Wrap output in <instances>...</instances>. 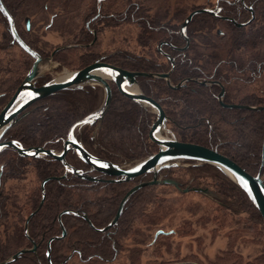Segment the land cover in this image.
Here are the masks:
<instances>
[{
    "label": "trees",
    "instance_id": "1",
    "mask_svg": "<svg viewBox=\"0 0 264 264\" xmlns=\"http://www.w3.org/2000/svg\"><path fill=\"white\" fill-rule=\"evenodd\" d=\"M124 1L126 4L118 9V0H2L19 35L31 48L51 55L57 48L67 47L55 53L59 72L66 68L76 71L105 57L107 63L129 72L167 74L174 62L173 86L191 79L198 82L187 81L184 87L174 90L163 79H138L140 90L164 108L171 134L179 142L216 150L251 175L264 177V111L231 108L264 107V0H244L245 5L242 0H219L217 16L195 15L186 32L189 42L181 34L185 20L214 3L197 6L180 0L172 8L171 0H157L162 1V6L156 0ZM154 9L157 11L153 14ZM56 10L64 15L53 13ZM36 17L46 23L49 31L59 33L61 29L70 41L59 47L45 44L41 33L33 34L25 28V23ZM60 18L64 19L61 28ZM0 21L6 23L1 13ZM232 21L250 23L238 27ZM129 25L136 27L134 39L141 52L131 48L108 54L100 51L99 37L106 30ZM31 64L30 57L10 38H0V94L12 93ZM205 81L219 85L203 86ZM45 83L46 80L41 82ZM112 87L111 108L102 126L78 128L75 136L94 157L129 169L158 152L148 137L157 114ZM223 89L222 105L219 96ZM103 98L104 91L97 86L58 92L21 116L5 139L25 149L60 153L73 126L95 112ZM66 159L83 177L46 157H21L12 148L0 153V263L32 248L34 240L37 251L26 253L12 264H172L179 260H170L174 244L196 235V226L222 225L228 217L236 225L232 231L237 236L242 234L244 240L249 239V230L258 226L264 229L262 215L247 194L221 170L186 161L163 169L159 178L176 180L183 190L209 189L214 196L183 193L168 185L148 186L131 198L116 227L101 232L117 215L126 194L138 184L152 181L154 175L118 183L117 178L86 165L74 151ZM190 194L211 205L191 203L187 207L190 217L180 227H160L175 208L180 210V197ZM64 229L66 236L55 239L62 236ZM198 239L202 241L203 237ZM231 249L218 257L220 261H201L192 253L180 261L222 264L231 257L232 264L243 261L241 253ZM256 262L264 264V252Z\"/></svg>",
    "mask_w": 264,
    "mask_h": 264
},
{
    "label": "water",
    "instance_id": "2",
    "mask_svg": "<svg viewBox=\"0 0 264 264\" xmlns=\"http://www.w3.org/2000/svg\"><path fill=\"white\" fill-rule=\"evenodd\" d=\"M0 13L7 20V30L10 33L14 43H17L27 54H29L35 60L33 67L29 71L22 84L18 87L11 100L0 112V153L7 148H12L21 157H47L52 160L63 163L69 172L78 175L79 177H83L82 174H79L78 171L72 166H70L66 161L67 154L70 151H74L77 156L82 160V162L91 166L98 173L104 174L108 177L118 178V180H116L118 183H128L144 175L153 174L154 178L152 181L142 182L126 194L120 204L117 215L114 217V219L108 226L100 230L101 232H107L112 228L116 227L119 223L120 218L123 215L126 205L131 200V198L137 192L148 186L168 185L177 188L183 193L193 191L204 196H214V193L209 189L194 187L183 190L176 180L159 178V174L163 169L177 167L180 165V162L186 161H193L200 164H210L221 170L236 186H238L247 194L251 202L254 204L255 208L262 215L264 221V177L261 174L257 176L251 175L242 167H240L234 160L222 155L216 150H212L195 144L179 142L171 134V131L168 128V117L160 102H158L152 97L146 96L140 90V87L138 85L139 78L149 77L154 79H163L167 82L170 88L178 90L184 87L187 81L198 82V80H186L177 86H173L171 82V74L175 69L174 62L172 70L167 74H146L129 72L118 68L115 65L103 62H96L80 70L67 73L60 78H56L42 87H37L35 82L41 78H44L47 72L53 67L54 54L50 58H44L24 43V41L20 38L17 32L14 18L11 16L2 0H0ZM201 13L216 15L214 11L208 9L193 12L185 20L184 24L181 27L182 36L186 38L188 42L189 39L186 35L188 26L192 22L195 15ZM253 20L254 14L250 22H252ZM233 23L238 27H244L249 24H238L234 21ZM66 49L67 47L59 48L58 51H63ZM201 84L203 86H212L217 83L205 81ZM112 85L122 96L132 100L133 102L144 108L153 109L157 114V119L152 124L148 132V137L150 141L158 147V152L154 155L149 156L148 158L144 159L143 161L129 169H123L110 162L102 161L94 157L85 149L83 144L80 143L75 136V131L78 128L81 129L86 126L94 125H97L98 128H100L102 126L104 119L108 115L109 110L111 108V103L113 99ZM95 86L102 88L104 91V99L101 106L95 112L87 116L84 120L73 126L65 143L64 149L61 153H56L54 151L45 149H25L17 142L2 141L7 132L14 127L19 116L31 106H33L35 103L45 98L51 97L61 91H77L83 90L86 87ZM224 96L225 90L223 89L222 93L219 96V102L222 105L224 104ZM231 108H242L254 112L264 111V107L231 106ZM168 135H170V137ZM85 179L90 181H96L94 178L85 177ZM43 195L45 197L44 189ZM66 214L77 215L73 212H66ZM84 218H86V216H84ZM27 226L26 234L27 236H29ZM65 236L66 231L64 229L62 236L55 239H63ZM55 239H52L49 242L48 257H50L51 253V244ZM35 251V247L32 250L24 249L16 255L12 256L9 260H6L0 264L15 263L26 253Z\"/></svg>",
    "mask_w": 264,
    "mask_h": 264
},
{
    "label": "rangeland",
    "instance_id": "3",
    "mask_svg": "<svg viewBox=\"0 0 264 264\" xmlns=\"http://www.w3.org/2000/svg\"><path fill=\"white\" fill-rule=\"evenodd\" d=\"M85 3L91 0H83ZM144 1V0H142ZM154 1V0H153ZM188 3H196L197 6H203L206 5L209 0H183ZM215 1V0H211ZM147 2H150V0H147ZM157 2V0H156ZM180 0H171L170 6L174 8L176 4H178ZM160 6H162V1L157 2ZM113 4V2H110V6ZM126 2L124 0H118V9H121L122 6H124ZM150 4V3H149ZM151 10V9H150ZM157 9L152 10V13H156ZM53 13H59L61 17L64 15L61 11L56 10ZM49 20L51 19L50 15L48 16ZM34 19L35 27L38 29V26L41 28V34L43 38V42L48 46L51 47H59L61 45L66 44V42H69L70 39L64 35L62 30L60 29V32H55L47 30V27H45L46 23H40L36 18ZM64 21V19L60 18L59 20V28H61V23ZM40 23V24H39ZM79 23V22H77ZM136 27L135 26H124L117 29H108L106 30L100 37H99V45L101 46V52L102 53H112L114 51H118V49L121 48H128L132 49L135 52H141V49L136 45L135 39H134V33H136ZM5 37V29L4 24L0 21V38ZM77 71V70H76ZM73 72L70 69H65L59 74L55 75L56 78H60L64 76L67 73ZM104 99V98H103ZM9 100V97L3 98L0 100V107L6 106L7 102ZM198 201H202V203H207V201H204L197 197L195 194H190L186 197H180L177 208H180V210L176 209L173 210L171 215H167L164 222L160 227H164V230L169 229H177L184 223V220L186 218L189 219L190 215L187 212V207L189 204H196ZM208 205H211L210 203ZM194 219V218H192ZM222 225L215 226L214 223L209 224L207 226H196V235L191 237H186L182 241H176L174 244L173 254L170 256V260H178L174 261L172 264H191L187 262H181L180 258L185 257L189 254H196L198 255L199 259L205 260V261H220V256H225V252L230 250L237 251L241 253L242 260L238 264H247L249 261H251V264H258L256 262L258 259L261 258V254L264 252V229L262 227H256L253 230H249V239L247 237L245 240L243 239V235L239 234V236L236 235V231L233 232L232 230H236L235 222L233 224L231 218L223 219ZM10 222L13 223V220ZM235 225V227H234ZM217 227V228H216ZM216 231L214 232L213 230ZM182 230V229H181ZM203 237V240L200 241L198 238ZM176 255H179L178 258H176ZM232 258V257H231ZM229 258L226 263L223 262L222 264H232L233 259ZM220 264V263H219Z\"/></svg>",
    "mask_w": 264,
    "mask_h": 264
},
{
    "label": "flooded vegetation",
    "instance_id": "4",
    "mask_svg": "<svg viewBox=\"0 0 264 264\" xmlns=\"http://www.w3.org/2000/svg\"><path fill=\"white\" fill-rule=\"evenodd\" d=\"M103 0H99V3H101ZM209 3H214V6L213 7H210V8H201V9H198V10H205V9H208V10H212V11H214L215 13H216V16L218 15V13H219V11L220 10H217L218 8H220L219 7V4H220V1L219 0H215L214 2L213 1H211V0H209L208 2H207V4H209ZM242 4L243 5H245V3H244V0H242ZM198 10H196V11H198ZM246 10L247 11H249V12H251V13H253V10L251 9V8H249V7H247L246 8ZM192 14V13H191ZM190 14V15H191ZM5 19V18H4ZM6 20V19H5ZM233 22V21H232ZM42 23V22H41ZM16 24V23H15ZM40 24V23H39ZM7 26H8V23H7V20H6V23L4 24V29H5V38L7 39V38H10L11 39V41H12V43L15 45V46H17L18 48H20L23 52H25L17 43H14V41H13V39H12V37H11V35H10V33L8 32V30H7ZM28 26H29V28H28ZM36 25H35V23H34V19H31V20H29V22H27V23H25V28L28 30V31H31L33 34H38V32L40 33L41 32V28H40V26H38V29H36V27H35ZM17 28V27H16ZM47 30H48V28H47ZM17 32H18V30H17ZM92 33L95 35V32L94 31H92ZM19 34V33H18ZM182 34V33H181ZM20 36V35H19ZM20 38H21V36H20ZM22 39V38H21ZM95 39H97V37H95ZM186 39V38H185ZM23 40V39H22ZM24 41V40H23ZM24 43L26 44V42L24 41ZM26 45H28V44H26ZM29 46V45H28ZM30 47V46H29ZM161 46H159V48H160ZM31 48V47H30ZM32 50H34L35 52H37L40 56H42V57H44V58H50L53 54H54V65H53V67L47 72V74H46V76L44 77V78H41V79H39V80H37L35 83H36V86L37 87H42V86H44L45 84H47V83H49L50 81H52V80H54L55 79V75H57V74H59L60 72L58 71V69H59V64H58V62L55 60V53L56 52H59L58 51V49L59 48H57V50H56V52L55 53H52L51 55H43V54H41V53H39L37 50H35V49H33V48H31ZM26 53V52H25ZM27 54V53H26ZM29 57H30V59L32 60V64H31V67H30V69H29V71L31 70V68L33 67V65H34V63H35V60L29 55V54H27ZM105 57H101V58H99L96 62H103V63H107L105 60ZM96 62H94V63H96ZM94 63H92V64H94ZM108 64H110V63H108ZM89 65H91V64H89ZM89 65H87V66H89ZM111 65H113V64H111ZM86 67V66H85ZM84 68V67H83ZM82 69V68H81ZM80 70V69H79ZM29 71L26 73V75H25V77L23 78V80L20 82V84L17 86V88L12 92V93H10V92H4V93H1L0 94V100L1 99H3V98H6V97H9V100H8V102L11 100V98L13 97V95H14V93L16 92V90L18 89V87L22 84V82L24 81V79L26 78V76L28 75V73H29ZM43 80H46V83L45 84H41V82L43 81ZM96 87V86H95ZM113 88V87H112ZM7 102V103H8ZM40 102V101H39ZM38 103V102H37ZM37 103H35L33 106H35ZM33 106H31L29 109H27L24 113H22L20 116H19V118H18V120L20 119V117L21 116H26L27 114H28V112H29V110L33 107ZM5 107V106H4ZM3 107V108H4ZM2 107H0V112L2 111V109H3ZM27 113V114H26ZM17 120V121H18ZM17 123V122H16ZM15 126V125H14ZM95 126V125H94ZM97 126V125H96ZM10 131V130H9ZM8 131V132H9ZM7 132V133H8ZM5 137H6V135H5ZM5 137L3 138V140L2 141H6V142H9V141H7L6 139H5ZM29 149H42V148H29ZM64 149V148H63ZM46 150V149H45ZM63 151V150H62ZM71 152V151H70ZM61 153V152H60ZM69 154V153H68ZM67 154V155H68ZM67 157V156H66ZM47 158V157H46ZM50 159V158H49ZM55 161V160H54ZM66 161H67V159H66ZM59 162V161H58ZM68 163V162H67ZM63 164V163H62ZM64 165V164H63ZM87 165V164H86ZM89 166V165H88ZM65 167V166H64ZM91 167V166H90ZM66 168V167H65ZM68 171V170H67ZM96 171V170H95ZM69 172V171H68ZM97 172V171H96ZM101 174V173H100ZM118 179V178H117ZM33 247L32 248H30V250H32V249H34V247L36 248V251H37V244L35 243V241L33 240ZM35 251V252H36Z\"/></svg>",
    "mask_w": 264,
    "mask_h": 264
}]
</instances>
